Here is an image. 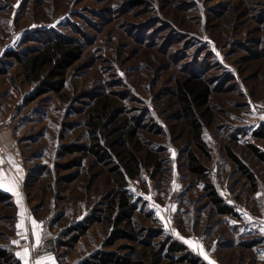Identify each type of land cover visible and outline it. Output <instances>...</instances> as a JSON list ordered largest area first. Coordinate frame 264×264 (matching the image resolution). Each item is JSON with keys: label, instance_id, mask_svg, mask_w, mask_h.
I'll use <instances>...</instances> for the list:
<instances>
[{"label": "rangeland", "instance_id": "obj_1", "mask_svg": "<svg viewBox=\"0 0 264 264\" xmlns=\"http://www.w3.org/2000/svg\"><path fill=\"white\" fill-rule=\"evenodd\" d=\"M51 39L81 55L62 90L39 93L14 53ZM190 75L211 86L198 137L173 92ZM262 116L264 0H0V144L21 179L19 196L0 199V249L11 255L0 264H33L36 250L55 264L101 261V251L118 264H264V160L252 148L264 152ZM120 187L134 210L119 205L115 215L132 218L116 225ZM91 214L106 221L63 244Z\"/></svg>", "mask_w": 264, "mask_h": 264}, {"label": "trees", "instance_id": "obj_2", "mask_svg": "<svg viewBox=\"0 0 264 264\" xmlns=\"http://www.w3.org/2000/svg\"><path fill=\"white\" fill-rule=\"evenodd\" d=\"M80 46L67 44L66 41L62 40H48L37 49H34V53L27 52H17L14 53L16 57L20 60L23 65L24 72L26 77L30 81H39L38 92L43 93L47 91H60L64 88L66 84V71L68 67L75 62L81 55ZM174 94L178 97L179 103L182 110L184 111L187 120L193 124L195 127V135L198 137L200 135V122H199V113L206 107L209 102L211 95V86L202 78L196 75H190L188 77L180 78L177 81L176 87L174 89ZM104 118V114L100 115ZM261 135H264L262 133ZM120 141V140H117ZM96 144H99L96 146ZM87 147V146H86ZM101 148V143L96 142L92 145V152H99ZM254 152L264 160V152H262L257 146L252 145ZM91 149H85L84 152L87 155L88 151ZM230 156L234 161L239 165V167L248 173L246 165L238 157V155L233 151L229 150ZM190 164L191 168L201 174H205L204 165L200 162L199 158L193 152L190 153ZM80 162V161H79ZM118 196L114 197V201L111 204V209L109 213L111 216H108L110 219L115 215L117 207L129 208L134 207V204L131 202L130 197L128 196V190L124 187L118 188ZM13 196L11 193L0 188V199H6L7 197ZM214 201H219L220 197L213 196ZM221 206L222 212H233L230 206ZM121 209L120 215H115L113 222L117 225L126 218H132V213L126 209ZM134 210V208H133ZM132 210V211H133ZM97 221H106L102 215H88L84 221L77 222L75 225L68 227L64 234L70 236V241H62L63 244H72L73 242L78 241L82 235H84L89 229L90 225L93 222ZM174 250L183 251L186 249L185 245L181 243H175L172 245ZM0 255L6 260H11V255L6 254L5 251L0 249ZM95 259L101 261H96L92 259H86L83 264H109L115 262L118 264V261L112 254H109L106 251H101L100 253H95L92 255ZM192 259V258H191Z\"/></svg>", "mask_w": 264, "mask_h": 264}, {"label": "snow or ice", "instance_id": "obj_3", "mask_svg": "<svg viewBox=\"0 0 264 264\" xmlns=\"http://www.w3.org/2000/svg\"><path fill=\"white\" fill-rule=\"evenodd\" d=\"M261 119H264V116H262ZM12 162L14 163V161H12ZM3 163H4L3 159L0 158V164H3ZM17 170H19V169H17ZM4 187H7V189L9 191H14L15 194L17 196H19V193L15 191V189H16L15 180L13 179V180L6 181L5 180V174H4V172L2 170H0V188H4ZM146 199L151 200V197L148 196V197H146ZM18 203H19V201H18ZM154 207H157L158 208L159 206L154 205ZM157 214L159 215V213H157ZM243 215L245 217H247V219L249 221L252 220V217L251 216H248L247 213H244ZM23 216H24V212L22 211L21 212V222H20V224L17 225L18 228H23L24 227ZM160 218L162 220L164 219L163 216H161ZM259 223H260V226H261L260 230L261 231H264V221H261ZM31 225L33 226V234L35 236V243L38 245L39 242H40L41 236H40V233L38 231H36V230L39 229L41 226H40V224L37 223V221L35 219H31ZM186 242L188 244H190L191 246H193L194 248H199L201 250V252L203 253V248H202L201 245H198V244L194 243L193 241H186ZM13 243H18V241H13ZM203 254H204V258L206 260L209 259L206 253H203ZM18 255H19V253H18ZM29 255H30V250L27 249V248L24 249V256L25 257H28ZM49 262H50V264H55V259L53 257H51V256H47V257H44L41 260L36 261V264H49ZM24 264H29L28 259H25L24 260ZM209 264H213V262L210 261Z\"/></svg>", "mask_w": 264, "mask_h": 264}, {"label": "crops", "instance_id": "obj_4", "mask_svg": "<svg viewBox=\"0 0 264 264\" xmlns=\"http://www.w3.org/2000/svg\"><path fill=\"white\" fill-rule=\"evenodd\" d=\"M0 158H2L3 161H4L3 164H0V170H2L4 172V174H5V180L8 181V180H13L14 179L15 180V183H16V189H15V191L18 192V193H20V182H21L20 175H19L16 167L12 163L10 164L11 166L6 164V161L9 160L8 159L9 158V154H7V153L3 154V153L0 152ZM1 189L5 190V191H7L9 193H11L12 195H16L14 191H9L7 189V187L1 188Z\"/></svg>", "mask_w": 264, "mask_h": 264}, {"label": "built area", "instance_id": "obj_5", "mask_svg": "<svg viewBox=\"0 0 264 264\" xmlns=\"http://www.w3.org/2000/svg\"><path fill=\"white\" fill-rule=\"evenodd\" d=\"M8 128H9V125L4 120L0 119V136ZM5 151H6L5 146L0 144V152L4 153ZM29 241H30V238L28 236H24L23 237V243L27 244V243H29ZM40 256H41V252L40 251H37V250L34 251L33 254H32V263L36 264V261H38Z\"/></svg>", "mask_w": 264, "mask_h": 264}]
</instances>
